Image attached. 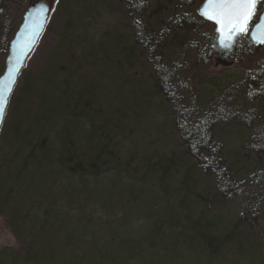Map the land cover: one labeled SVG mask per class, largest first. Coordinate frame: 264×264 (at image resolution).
Instances as JSON below:
<instances>
[{"label": "rangeland", "instance_id": "374dc122", "mask_svg": "<svg viewBox=\"0 0 264 264\" xmlns=\"http://www.w3.org/2000/svg\"><path fill=\"white\" fill-rule=\"evenodd\" d=\"M29 1H3L0 46ZM203 1L79 3L73 71L104 64V97L73 125L71 147L50 110L32 143L0 148V264H264V222L240 219L264 200V45L240 35L222 65L227 48L197 13ZM50 34L43 53L57 43ZM6 55L0 47V67ZM204 120L203 145L244 179L229 197L189 148Z\"/></svg>", "mask_w": 264, "mask_h": 264}, {"label": "trees", "instance_id": "16d2710c", "mask_svg": "<svg viewBox=\"0 0 264 264\" xmlns=\"http://www.w3.org/2000/svg\"><path fill=\"white\" fill-rule=\"evenodd\" d=\"M3 1L0 0V7ZM81 2H83L84 6V0H56L37 45L20 70L10 94L6 108L8 109V116L3 121L0 130V148L9 143L12 138L18 140L17 143L20 144L26 142L29 145L32 143V129L36 131L37 127L42 129L45 124L50 123L47 116V112L50 110H53L54 115L56 114L58 118L56 122H59L58 124L55 123V120L51 122L54 123L53 127L58 130L61 140H66L68 146L71 147L73 125L77 122L89 121L91 119L90 114H92L90 113L92 104L98 103L96 100L98 97L100 99L104 97V64L100 66L103 71L96 70L95 73H90V75H87L82 68H78V65L75 67V72L73 71L74 66L70 57L71 49L69 45L76 41L71 36L73 35L72 28L84 20L82 19L84 12H80L81 4L79 3ZM71 4L78 5V10L73 9L70 6ZM17 27L18 25L12 29L6 41L1 42L0 47L4 54L8 52L9 41ZM50 33L55 36L57 43H53L48 51L43 53L41 50L42 45L40 46L41 41L43 42L45 38L50 37ZM139 36L137 33L136 38L139 39ZM87 63L90 65L89 61ZM3 69L4 65L2 63L0 74ZM90 69L91 66L88 70ZM246 72L248 77L253 73V71ZM262 73L261 69L257 70V75ZM256 79L257 77L255 76L253 80ZM60 107H62V110ZM85 108L88 110H85ZM96 114L99 117L104 115V103L97 108ZM61 123L62 125H60ZM89 123L91 125L89 133L92 134L94 132L93 122L90 121ZM91 137L88 138V141L91 140ZM208 138L206 120L191 130L188 143L195 165L216 178L218 191L222 197L234 195L242 188L244 179L237 176L233 181L231 180L233 178L230 173L231 170L227 167L228 165L220 154L215 152L216 148L203 145ZM191 139L192 141L199 139L198 147H194L190 143ZM66 147L65 145L62 146L63 149L67 150L68 148ZM63 155L62 152L59 156L63 157ZM259 172L257 169L250 178L256 179V174ZM252 181L250 180V182ZM254 203L255 205L251 206V208H249L250 206L247 203L244 205L242 216L240 217L242 221L253 222V220H262L264 222V212H261L264 210V200L254 201Z\"/></svg>", "mask_w": 264, "mask_h": 264}, {"label": "water", "instance_id": "95a60500", "mask_svg": "<svg viewBox=\"0 0 264 264\" xmlns=\"http://www.w3.org/2000/svg\"><path fill=\"white\" fill-rule=\"evenodd\" d=\"M53 2L54 0H30L25 11L23 12L20 24L9 41L4 69L0 74V89H2L4 93L5 110L7 108L9 97L16 83L18 74L25 65L28 56L32 52L45 28ZM206 3L207 0H204L203 3L197 8V13L201 15V10L204 8ZM42 6L46 8L47 11H41ZM259 6H261L260 11L249 22L248 32L244 33L247 35L250 45L253 46L264 45V31H261L256 27L257 24H259V14L264 12V4L258 5V7ZM201 16L215 24L214 39L218 43L222 44L221 33L217 31L218 25L215 23V21L209 20L203 15ZM244 34L233 36L231 42L227 43V46H225L227 50L225 53L223 52L221 56L222 65H228V62L224 60L225 57H227V53L230 51L234 40L238 36ZM215 66H217V63H215ZM2 121L3 118L0 119V127Z\"/></svg>", "mask_w": 264, "mask_h": 264}, {"label": "snow or ice", "instance_id": "6c2138e0", "mask_svg": "<svg viewBox=\"0 0 264 264\" xmlns=\"http://www.w3.org/2000/svg\"><path fill=\"white\" fill-rule=\"evenodd\" d=\"M264 0H207L201 15L218 25L217 31L221 33V43L227 46L233 36L247 33L249 22L257 15L258 5ZM41 11H47L43 6ZM257 29L264 31V12L259 14ZM5 112V99L0 89V119Z\"/></svg>", "mask_w": 264, "mask_h": 264}, {"label": "flooded vegetation", "instance_id": "af4514ba", "mask_svg": "<svg viewBox=\"0 0 264 264\" xmlns=\"http://www.w3.org/2000/svg\"><path fill=\"white\" fill-rule=\"evenodd\" d=\"M214 29H215V25H214ZM215 45H217L219 48H223V49L225 48V44H220L217 42Z\"/></svg>", "mask_w": 264, "mask_h": 264}]
</instances>
